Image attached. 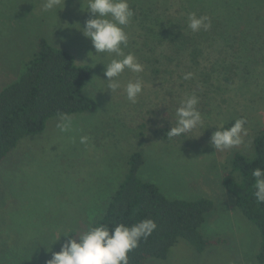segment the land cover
Segmentation results:
<instances>
[{
    "label": "rangeland",
    "instance_id": "rangeland-1",
    "mask_svg": "<svg viewBox=\"0 0 264 264\" xmlns=\"http://www.w3.org/2000/svg\"><path fill=\"white\" fill-rule=\"evenodd\" d=\"M44 2L0 0V88L24 71L43 37L68 50L76 64L91 68L83 93L97 107L69 114L74 124L70 134L60 133L58 116L49 117L41 132L24 135L0 161V264H39L42 256L60 250L62 236L51 251L45 250L56 236L73 228L83 231L102 214L135 151L144 159L138 176L156 184L167 198L204 197L214 203L199 231L215 243L197 252L179 239L167 258L144 264H259V232L238 210L234 196L223 189L220 177L233 152L249 153L253 135L264 127V27H258L264 20V0L198 1L196 14H212L214 20L197 37L201 48L197 64L184 58L185 50L176 55L164 33L156 34L154 16L175 17L172 0H130L135 15L125 29L129 33L125 51L133 52L145 67L139 74L144 91L135 104L126 99L123 84L137 74L125 71L121 89L111 94L107 82L100 80L107 79L105 66L92 65L90 57L105 63L111 57L94 55L90 38L75 28L77 23L83 28L92 17L84 9L86 0H63L57 16L42 11ZM221 8L242 16V30L249 26L248 17L259 16L256 26L246 31L258 37L256 43L249 39L252 58H222L226 49L218 48L221 39L215 34ZM181 13L187 10L182 8ZM232 61L241 67L235 74L228 70ZM186 72L193 77L184 80ZM193 92L199 96L203 127L169 139L166 133L175 126V109ZM240 117L247 119L244 143L215 150L210 138L216 127ZM81 135L89 137L87 145L79 143Z\"/></svg>",
    "mask_w": 264,
    "mask_h": 264
},
{
    "label": "trees",
    "instance_id": "trees-1",
    "mask_svg": "<svg viewBox=\"0 0 264 264\" xmlns=\"http://www.w3.org/2000/svg\"><path fill=\"white\" fill-rule=\"evenodd\" d=\"M198 1L203 3L202 0H172L174 19L159 15L153 19L156 34L164 33L174 53L181 56L185 50L184 58H190L188 60L195 64L201 52L197 37L204 31L192 32L187 27V15L190 12L197 13ZM182 8L187 10L184 15L181 13ZM217 12L222 15L216 18L219 24L215 34L221 39L218 48L225 47L227 53L223 52L222 58H252L250 50L253 47L250 44L256 43L258 37L246 31L251 29L249 26H256L255 20L259 16L253 14L248 17L245 23L249 26L242 30L239 26L243 19L237 12H229L225 8L217 9ZM210 17L214 15L211 14ZM252 17L254 19L250 22ZM213 20L211 19V23ZM260 26L264 27L263 19L258 27ZM208 36L212 38L211 34ZM250 38L253 43H250ZM234 46L235 52L232 50L230 54L229 51ZM28 58L24 71L0 88V161L24 135L41 132L49 117L62 113L69 115L93 112L97 107L95 100L83 93V85L91 74V68L85 64H76L68 50L54 46L41 37L35 51ZM240 68L239 61H232L228 70L235 74ZM234 120L235 118L223 125L227 127ZM143 161L140 151L129 155L123 179L107 200L102 214L95 218L110 227L121 222L131 225L144 218L156 221L157 228L152 235L141 240L139 246L128 253L129 264H144L148 259H165L179 239L185 240L197 252H203L215 243L203 237L199 231L205 214L214 209L213 201L204 197L194 200L167 198L156 184L138 176L137 172ZM255 167H264V127L256 130L253 135L249 153L233 152L220 177L223 189L234 196L238 210L259 232L256 262L263 264L264 204H258L253 197L254 181L251 171ZM70 233L71 231L63 235ZM66 239L67 237L62 236V242ZM50 258L51 254L42 256L39 264H45Z\"/></svg>",
    "mask_w": 264,
    "mask_h": 264
},
{
    "label": "clouds",
    "instance_id": "clouds-1",
    "mask_svg": "<svg viewBox=\"0 0 264 264\" xmlns=\"http://www.w3.org/2000/svg\"><path fill=\"white\" fill-rule=\"evenodd\" d=\"M63 0H45L42 11L54 13L57 16L59 6ZM64 6V5H63ZM84 9L92 17L84 22L83 28L77 23L83 35L90 38L95 54H110L107 63L102 60L93 61L92 65L102 62L104 75L107 79L106 87L110 93L117 92L122 87L120 77L125 71L137 74L135 79H130L123 84L126 99L135 104L144 91V80L139 74L145 70L144 65L131 51H125L129 46V33L125 30L135 15L130 6V0H86ZM187 27L192 32L207 31L211 27V18L208 15H197L190 12L187 15ZM193 77L192 72L183 74L184 80ZM199 96L194 92L180 100L175 109V126H171L166 135L169 139L180 137L197 128L203 127V116L198 108ZM247 119L240 117L229 126L221 124L212 133L210 143L215 150L225 151L244 143L247 136ZM56 127L62 134H70L74 130L73 117L60 114ZM205 129V128H204ZM89 137L81 135L79 143L87 145ZM254 181L253 197L258 204H264V167H255L251 171ZM156 221L151 218L141 219L139 222L128 225L116 223L113 227L94 218L83 231L76 228L70 234L56 236L46 251H51L50 246L58 241L61 236L67 239L61 244L59 251L51 252V258L45 264H129L128 253L139 246L143 239H147L156 230Z\"/></svg>",
    "mask_w": 264,
    "mask_h": 264
}]
</instances>
